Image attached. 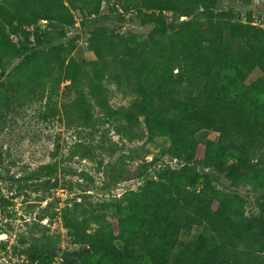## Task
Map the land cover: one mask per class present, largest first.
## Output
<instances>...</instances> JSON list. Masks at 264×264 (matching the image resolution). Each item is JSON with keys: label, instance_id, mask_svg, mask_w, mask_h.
<instances>
[{"label": "trees", "instance_id": "obj_1", "mask_svg": "<svg viewBox=\"0 0 264 264\" xmlns=\"http://www.w3.org/2000/svg\"><path fill=\"white\" fill-rule=\"evenodd\" d=\"M234 1L108 0L104 12L103 0H0V134L12 99L46 95L49 113L76 132L103 137L107 125L130 139L163 137L180 163L138 170L142 184L111 201L63 205L78 248L60 255L55 239L32 236L18 249L30 264L58 255L60 264H171L193 228L173 264H264V165L252 158L264 148V26L251 23L254 13L264 22L255 6L264 0L223 5ZM82 33L91 59L72 56ZM63 81L71 96L59 110L50 101ZM109 85L130 108L110 105ZM199 129L218 131L217 141L200 143ZM102 141H78L73 154L105 151ZM55 173L45 164L31 176ZM249 192L258 195L251 214Z\"/></svg>", "mask_w": 264, "mask_h": 264}, {"label": "rangeland", "instance_id": "obj_2", "mask_svg": "<svg viewBox=\"0 0 264 264\" xmlns=\"http://www.w3.org/2000/svg\"><path fill=\"white\" fill-rule=\"evenodd\" d=\"M107 1L103 0L102 3L104 12L108 9ZM255 4L264 13V2ZM223 5L240 9L241 2H224ZM186 19L185 16L179 17V20ZM201 21L206 27L207 19L201 18ZM133 25H130L132 29L144 31ZM86 37L82 33L76 42L72 56L77 59L93 58L91 51L86 48ZM67 84L68 81L60 84L59 92L50 101V106L61 110V103L71 96ZM39 96L33 95L20 101L14 98L5 112L4 128L0 134L3 155L0 162V264H30L23 254H18V249L23 243H29L32 236L45 240V235H48L55 239L61 249L60 255L65 249L71 251L78 248L76 237L63 225L59 213L63 205L71 203L73 199L93 203L111 201L119 197L123 190L129 187L136 189L142 184V180L136 177L138 170L156 175L165 166L176 168L180 165L179 161L165 153L169 143L163 137L153 141L146 137L130 139L127 134L117 133L107 125L103 128V137L99 133L94 136L86 132L78 133L66 126L62 112L58 111L54 115L49 113L46 95L43 98ZM108 98L113 108L131 106V97L122 95L115 85L108 86ZM195 137L200 143L206 144L217 141L219 133L213 129H199ZM100 139H103L105 151L97 147L87 157L73 154L76 142L98 145ZM252 158L262 167L264 148L254 147ZM45 164L55 165L54 177L33 178L31 172ZM114 171L121 172L119 182H115L117 175H114ZM226 185V181L220 184ZM249 193L247 214L254 212L258 198L256 193ZM105 211L110 215L109 210ZM42 214L44 218L39 219ZM197 232L198 229L193 228L180 235L171 264L178 251Z\"/></svg>", "mask_w": 264, "mask_h": 264}, {"label": "built area", "instance_id": "obj_3", "mask_svg": "<svg viewBox=\"0 0 264 264\" xmlns=\"http://www.w3.org/2000/svg\"><path fill=\"white\" fill-rule=\"evenodd\" d=\"M42 23L45 24L46 20H42ZM251 23L254 24V25H257V26H261V27L264 26V22H263L262 18H260L256 13H254L253 20H252ZM75 26H79L78 23H76ZM61 261H62V258H61L60 255H58L55 258V261L53 262V264H60ZM32 264H39V263L38 262H33Z\"/></svg>", "mask_w": 264, "mask_h": 264}]
</instances>
